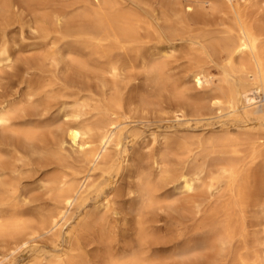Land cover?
Listing matches in <instances>:
<instances>
[{"label": "bare ground", "instance_id": "6f19581e", "mask_svg": "<svg viewBox=\"0 0 264 264\" xmlns=\"http://www.w3.org/2000/svg\"><path fill=\"white\" fill-rule=\"evenodd\" d=\"M31 3L0 0V264H162L155 209L177 192L209 219L182 242L177 215V255L264 264L244 223L253 195L264 215V0H78L41 25Z\"/></svg>", "mask_w": 264, "mask_h": 264}, {"label": "rangeland", "instance_id": "374dc122", "mask_svg": "<svg viewBox=\"0 0 264 264\" xmlns=\"http://www.w3.org/2000/svg\"><path fill=\"white\" fill-rule=\"evenodd\" d=\"M77 1L78 0H32V3H31V6L32 7H27V6H25V7H23L24 8V11H25V14H26V19H29V18H31V17H33V14H32V9H34V8H39V24L41 25V23H40V21H41V19H42V16H43V14H45V13H47V12H49V11H52V9L54 10L55 9V7L56 8H60V7H63L62 5H65V4H71L72 6L70 7V8H72L73 9V7H75V5L77 4ZM59 6V7H58ZM259 10H264V3H262V7H260L259 8ZM77 10L75 9V10H73V12H76ZM39 25V26H40ZM26 32H27V40H26V43L27 44H30V42H31V45H28L27 46V48H26V46H25V52L24 53H22V56H25V57H30V56H32L33 54H36V52L38 51V49H33V50H29V49H31V48H33L35 45H32V43L33 42H35V41H37V39L36 38H34L33 36H32V34L29 32V29H28V26H26ZM41 45V46H40ZM41 47H42V43H40L39 42V49H41ZM147 140H148V138H147ZM143 141V142H140L139 143V145H138V147L140 148V150L141 151H146V154H145V152H143L145 155H147L148 153L147 152H149L150 150L149 149H151L152 148V143L149 141ZM137 163L138 165H139V163H138V160H136V161H134V162H132V164L133 163ZM135 163V164H136ZM137 164L135 165V167H137V169H139V167L137 166ZM133 166H134V164H133ZM133 166H132V168H130V169H132V170H129V171H127L126 173H125V175L120 179V182H119V184L121 183V185H120V191H121V197H120V199H119V201L120 200H122V201H120V203L118 204V206H119V209H120V211H123L124 210V213L123 212H121V216H123L124 214H126V216L127 217H129V218H131L132 217V211H131V207L132 206H130L129 204L131 203V205L133 204L132 202H133V200L131 199V201H129V197L130 198H132L133 196H135V195H133V196H131L132 194H134L133 192L131 193V191H130V189L136 184L135 182H137V180H135V179H138V176H137V174H138V172H139V170L137 171L136 169H135V167L133 168ZM133 169L134 170H136L137 172L135 173V171H133ZM42 170V169H41ZM41 170H39V173H40V171ZM43 171L44 170H42V172L39 174L40 176H42L41 174L43 173ZM134 172V173H130V172ZM131 174V175H130ZM133 174H135V175H133ZM39 176V177H40ZM133 176V177H132ZM134 176H135V178H134ZM38 177V176H37ZM137 177V178H136ZM37 180V179H36ZM36 180H34V181H32V180H30V182L29 183H31L30 184V187H31V185H33L34 183H36L35 185H37L38 186V183H39V185L41 184V181L39 180V182L37 183L36 182ZM134 180V181H133ZM131 181V182H130ZM135 183H133V182ZM29 185V184H28ZM35 185H33L32 186V188H34L35 187ZM122 186V187H121ZM132 186V187H131ZM131 187V188H130ZM37 189V191L36 192H38V187H36ZM40 188V187H39ZM127 189V192H126V189ZM124 189V190H123ZM129 189V190H128ZM123 190V191H122ZM39 191H41V189H39ZM177 191H179V190H177ZM177 191H175V192H177ZM123 192V193H122ZM173 192V190H171V193ZM40 193V192H39ZM124 193H125V195H124ZM131 193V194H130ZM126 194H127V196H126ZM130 194V195H129ZM173 194V196H170V195H172ZM172 194H170L169 196L170 197H168L165 201L164 200H162L160 203H159V205H157V207H158V209L156 210L155 209V211L157 212V215H159L158 217V219H159V222H158V224L157 225H164L165 224V221H164V219H163V217L165 216V217H167V227H169L167 230H164V229H162V230H164V231H162V230H160L161 232H160V238H159V236H158V234H157V236H156V239L157 240H159V241H157L155 238V240L157 241H155V240H153V242H154V244H153V246H154V248H153V253H154V251H155V253L153 254V257H158L159 259H161L162 260V264H165L166 263V261H167V264H197L196 263V258L195 257H199V256H203V257H214L213 256V252L212 253H210V254H208L207 252H205V254H204V250H203V253H201V252H197L196 253V251L194 252V254H193V252L191 253L192 255H190V254H188V255H183V256H181V255H177L176 254V243H177V238H175V232H176V227L174 226H172V223L174 222V221H177L178 219H175L176 217H177V215H178V217L177 218H179V217H181L182 215L179 213L180 211H178L177 209H175V207H174V205H176V203H178V202H176L177 200H176V198L178 199H181L182 197H184V194H182V192L180 193V192H177V193H172ZM129 195V196H128ZM122 198V199H121ZM257 196L256 195H253V196H251L250 198H249V201H248V207H247V210H246V212H245V217H244V223H245V225H246V230L248 231V233H249V236L251 237V240H253L254 239V237H257V240H255V247H256V249L257 250H259L258 251V254L260 253L261 255H263V257H264V252H262V249H264V244H263V242H264V215H263V212H262V210H261V205L258 203V201H257ZM259 198V197H258ZM262 198H264V197H262ZM178 199V200H179ZM263 200V199H262ZM118 201V202H119ZM180 201V200H179ZM167 203V204H166ZM173 203H174V205H173ZM161 204V205H160ZM179 204V203H178ZM164 205V206H163ZM122 206V207H121ZM160 206H162V208H159ZM174 207V208H173ZM129 210V211H128ZM175 210H177V211H175ZM126 211H128V212H130V214L128 213V212H126ZM177 212H178V214H177ZM128 213V214H127ZM188 213V212H187ZM186 212L184 213L185 215L187 214ZM119 215V216H120ZM181 215V216H180ZM184 215V217H181L182 218V221H184V219H186L185 220V222L186 223H184V228H185V240L184 239H182V242H192V240H197V241H195V242H198L199 240L200 241H203V240H205L203 237V239L202 238H200L201 237V235H199L200 233L199 232H202L203 230H204V228H206L207 226H205V224L204 223H206V222H208V217L206 218V216H202V217H204V218H206V222H205V219L204 218H200V217H198V218H191V217H193V216H190L191 214H187L189 217H187V216H185ZM163 216V217H162ZM220 216H222V213L221 212H219L218 214H217V217H220ZM162 217V218H161ZM222 218V217H221ZM132 219V218H131ZM131 219H129L128 221H125V220H123V219H121L119 222V224H127L128 226H129V228H127L125 225L123 226V225H121L122 227H124L123 229H125V228H127L128 230H130V228H131V226H133V219L131 220ZM180 219V218H179ZM201 219H203V224H202V220ZM199 220V222H197ZM201 220V221H200ZM130 221V222H129ZM124 222H126V223H124ZM201 222V223H200ZM132 223V224H131ZM196 223H200L201 224V226H200V224H199V226L200 227H202V229L196 224ZM196 224V225H195ZM186 225V226H185ZM197 226L196 228H197V230H195L194 231V229H196L195 228V226ZM165 226V225H164ZM163 226V227H164ZM205 226V227H204ZM204 227V228H203ZM198 229L199 230H201V231H198ZM206 229H208V227L206 228ZM205 229V233H206V231L208 232V230H206ZM130 232V233H129ZM131 230L130 231H126V235H128L129 237L128 238H130V236H131ZM159 232V231H158ZM197 232V233H196ZM128 233V234H127ZM195 233L196 234H198V235H195ZM204 234V233H203ZM202 234V236H204ZM207 234V233H206ZM205 234V235H206ZM200 236V237H199ZM195 237L197 238V239H195ZM207 237H209V236H207L206 235V239H207ZM127 238V239H128ZM175 238V239H174ZM184 240V241H183ZM94 244H92L90 247L92 248V247H94L95 248V246L96 245H94ZM241 245H243V244H241ZM240 245V247H239V249H241L240 251L242 252L243 251V253H245V249H246V247L245 246H243V249L241 248L242 246ZM151 247H152V244H151ZM245 247V248H244ZM93 249V248H92ZM96 249V248H95ZM206 250V249H205ZM93 251H95V250H93ZM92 251V252H93ZM208 251H212V250H209L208 249ZM239 251V252H240ZM201 253V254H200ZM198 254H200V255H198ZM207 254H208V256H207ZM212 254V255H211ZM204 255H206V256H204ZM232 255V254H231ZM236 255V256H235ZM201 256V257H202ZM233 256L234 257H237V254H233ZM233 256H231V257H233ZM225 257H230V255L228 256H225ZM194 258V260H192ZM165 259H167V260H165ZM193 261H194V263H193Z\"/></svg>", "mask_w": 264, "mask_h": 264}]
</instances>
